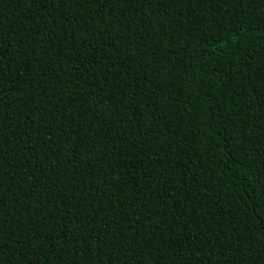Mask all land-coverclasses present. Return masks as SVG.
<instances>
[{"label":"trees","instance_id":"1","mask_svg":"<svg viewBox=\"0 0 264 264\" xmlns=\"http://www.w3.org/2000/svg\"><path fill=\"white\" fill-rule=\"evenodd\" d=\"M0 264H264V0H0Z\"/></svg>","mask_w":264,"mask_h":264}]
</instances>
